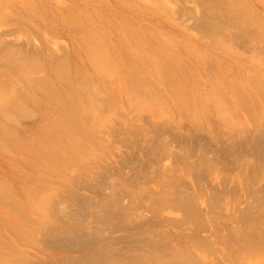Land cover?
<instances>
[{
	"label": "rangeland",
	"instance_id": "rangeland-1",
	"mask_svg": "<svg viewBox=\"0 0 264 264\" xmlns=\"http://www.w3.org/2000/svg\"><path fill=\"white\" fill-rule=\"evenodd\" d=\"M260 226L264 0H0V264H215Z\"/></svg>",
	"mask_w": 264,
	"mask_h": 264
},
{
	"label": "bare ground",
	"instance_id": "bare-ground-1",
	"mask_svg": "<svg viewBox=\"0 0 264 264\" xmlns=\"http://www.w3.org/2000/svg\"><path fill=\"white\" fill-rule=\"evenodd\" d=\"M173 192L171 194V197L174 196V198L168 199L167 197L163 196L164 197L163 199H160V198L158 199L160 201V204L182 209L184 211V217H182V221H185L186 223L191 221L193 224V227H191V224H190V227L192 228V233H190V238L192 241L191 245L197 246L198 248L199 247L203 248V249L205 248L208 252H210V254H214L215 253V251H214L215 246L209 245V244L206 245V242H205V244H203L204 240H203V238H201L202 236L198 237V234L200 235V233L198 232V234H197V232H196V231H199V229H203L202 227L204 226V223L202 222V219H201L202 215L198 213V212H200L199 209L197 208V206H196V210L194 209L195 207H193L191 201H189L190 198L189 199L186 198L187 199L186 201H184L183 198H181L183 201H180L179 199L176 198L177 195L174 194ZM158 196L162 197V193H161V195H158ZM177 197L180 198V196H177ZM151 199H152V197H151ZM197 210H198V212H196ZM129 212H128V214H129ZM177 224H179V223H177ZM244 225H245V223H244ZM162 233H164V232H162ZM237 234H239V235H237ZM236 235L238 237H236ZM229 236H232V237H230V239L232 241L227 243L228 244V250H227V253H225V255H223V257H222L223 261L215 260L216 261V262H214L215 264H242L245 262V259H247V257L245 258L246 255H244V254H247V253L250 254V253H255V252H260V251L264 252V228H261V226L259 228H253L252 227V228H248V229L245 228V230L240 229V231H239V229L235 228L234 230L232 229L231 235L229 234ZM229 236H228V239H229ZM239 236L241 237L240 239H242L241 243L240 242L237 243L240 240V239H238V241H237V238H239ZM167 240H169V238ZM171 242H169V244ZM163 243H167V242H163ZM163 243H161V244L160 243H154L153 246L149 249V251H150L149 255L147 254L144 256L145 259H148L151 261L153 260L154 262H155V259H158L157 263H158V261H160L162 264H206L203 262V260H200L199 258H197L194 255V253L192 254L191 251L189 249H187L188 247H190L188 244H187L188 247L186 246V244H182L183 246L181 244H179L180 246H182L181 248H174V247H169ZM213 243H210V244H213ZM172 244H174V243H172ZM137 245H140V244H137ZM141 245L143 246V244H141ZM141 245H140V247H142ZM146 245L147 244H145V246ZM172 246H174V245H172ZM176 247H178V246H176ZM133 249H135V248H133ZM237 249H239V250H237ZM136 250H134V251H136ZM240 250H242V251H240ZM238 251L243 252V256L242 257L240 256L241 258L239 257L240 254H238ZM127 252L124 253L123 258L120 257V259L117 261V264H133L135 261L137 264L139 259L135 260L132 257H134L135 255L138 257V254L133 255L131 253L133 256H131L129 254L130 257H128L129 255L128 256L125 255V254H127ZM142 255H144V254L142 253ZM140 257L143 258L142 256H139L138 258H140ZM249 257H250V255H249ZM159 258H162V259H159ZM216 259H218V258H216ZM212 261H213V259H212ZM139 262H141V261H139ZM139 262H138V264H140Z\"/></svg>",
	"mask_w": 264,
	"mask_h": 264
}]
</instances>
